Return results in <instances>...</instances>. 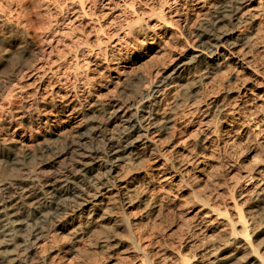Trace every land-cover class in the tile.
I'll list each match as a JSON object with an SVG mask.
<instances>
[{
  "label": "bare ground",
  "instance_id": "1",
  "mask_svg": "<svg viewBox=\"0 0 264 264\" xmlns=\"http://www.w3.org/2000/svg\"><path fill=\"white\" fill-rule=\"evenodd\" d=\"M43 1L47 11L72 14L38 21L0 0V68L9 66L11 81L0 97V264H33L68 230L80 247L100 227L106 235L83 251L132 249L138 264H264V114L227 88L199 108L207 114L196 132L203 149L216 137L235 151L260 134L249 152L254 163L223 182L206 171L205 157L187 159L174 140L161 139L172 137L187 96L225 66L251 80L245 28L264 13V0H71L68 9ZM100 19L119 22L144 47L130 58L122 38L104 40L105 25H89ZM177 34L197 47L170 48ZM73 35L94 54V69L104 66L90 86L77 84L78 47L66 41ZM159 55L154 69L138 70ZM253 80L264 93V79ZM109 89L112 97L103 93ZM31 93L32 102L13 99ZM244 112L252 119L238 125ZM57 165L63 169L48 170ZM154 216L159 226L140 225Z\"/></svg>",
  "mask_w": 264,
  "mask_h": 264
},
{
  "label": "rangeland",
  "instance_id": "2",
  "mask_svg": "<svg viewBox=\"0 0 264 264\" xmlns=\"http://www.w3.org/2000/svg\"><path fill=\"white\" fill-rule=\"evenodd\" d=\"M6 1V0H5ZM61 3L68 5L67 9L70 8L71 0H60ZM149 3V2H148ZM15 7H19L23 15L32 16L36 20H48L50 17L55 16L57 20L62 22L71 16V12H66L65 10L58 11H47L45 8V1L43 0H27L25 3L23 0H14ZM150 4H144L143 8L148 10ZM177 8V7H176ZM187 7L183 8V11H187ZM151 14V12L149 13ZM105 19L95 20L89 25H100L106 24ZM88 27V26H87ZM105 30L100 32V36L107 40L111 38L114 40L116 37L122 38V50L124 54H129V57H134L135 53L140 48L144 47L142 42L139 40L134 41L131 36L125 35L124 29H120V23L113 21L108 23L107 26H104ZM179 34V30H176ZM246 32H250V48H243V51L246 52L249 56L252 57L253 64L247 67V77H250L251 80L246 81V78L238 79V77L245 76L242 73L241 68L238 66L228 67L225 66L220 71H218L211 78L206 79L203 86L199 89L198 93L187 96L186 100L181 104L179 113L174 122L172 128L173 135L169 138L167 135L162 136V144L166 145L170 140H174V145L172 149H175L179 154L189 155L187 159H190L192 156L205 157V169L207 172H216L218 175V180L223 182L227 177L233 175L238 171V168H248L254 162L252 155H249L251 148L260 141L259 135L252 136L251 140L246 141L242 140L240 146L235 151H228L221 147L219 140L214 137V139L209 141L207 148H201L197 143L196 132L198 128L204 127L206 121V115L203 112H199V108L204 107L207 102L210 101L211 95L215 92L225 90L226 88L231 91L234 96L240 94L244 98H248L247 107H257V110L261 111V114H264V93L261 90L253 86V79L259 78L260 80L264 79V13L255 20L254 23L249 24L245 28ZM82 30L77 31L78 35H81ZM177 34V35H178ZM93 35V34H91ZM117 39V38H116ZM141 40H143L141 38ZM69 45H75L78 47V54L80 56L79 65L83 74L79 76L77 84L78 86H90L92 80L90 78L97 77L101 72H103L104 66H100L98 69L97 66L91 61L94 59V54L88 53V46L86 44L80 43L76 37L70 36L67 40ZM196 44L192 41L187 40L185 35H178V37L172 41L170 48L176 50H185L187 48H196ZM108 49V55L112 58L113 48L110 45L105 46ZM169 48V49H170ZM166 57V55H165ZM158 59L150 63L149 61L141 65L138 70L141 73H147L151 69L156 67V64L163 59V56L159 55ZM168 58V57H167ZM73 75V71L69 76ZM10 69L8 65H3L0 68V97L4 95L10 87ZM106 83V82H104ZM138 80L135 81L137 85ZM253 88V89H250ZM112 89L104 90L103 93L109 97L114 95ZM240 92V93H239ZM16 101H28L32 102L35 100V94L31 93L29 97L26 98H13ZM169 104H165L164 108L168 109ZM246 111V110H245ZM253 118L258 114L256 111H253ZM250 112H244L243 118L238 122V125L244 121H251L252 117L249 116ZM254 131L258 133V130H255L256 126H253ZM171 149V148H170ZM176 153V152H175ZM38 163V162H37ZM1 166V165H0ZM66 166V164L64 165ZM4 167V165L2 166ZM63 167V166H62ZM59 165L51 167V171H58L63 169ZM193 174H200L196 169H192V166H189ZM233 172L231 173V170ZM230 175V176H229ZM213 186V191L214 190ZM177 193V192H176ZM185 197L183 200L188 199L191 194L187 190H184ZM135 211L138 212V209L135 208ZM141 211L138 212L140 215ZM152 219V220H151ZM151 219L140 222L142 227H155L159 226V217H152ZM150 220V221H149ZM166 225V224H165ZM106 232L103 228H99L98 231H94L86 236L82 241L81 246H75L73 241V236L68 231L60 233V235L55 240L48 241L39 249V255L36 258L35 263L33 264H138L137 256L139 253L130 249L122 252L120 255H112L106 251H101L94 247L89 253L82 250V246L93 244L98 239H103ZM60 248L56 250V246ZM95 246V245H94Z\"/></svg>",
  "mask_w": 264,
  "mask_h": 264
}]
</instances>
